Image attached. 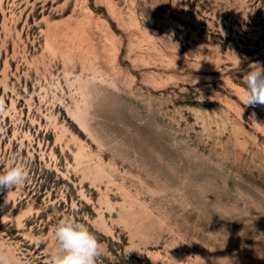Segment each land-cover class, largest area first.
Instances as JSON below:
<instances>
[{
	"label": "rangeland",
	"instance_id": "374dc122",
	"mask_svg": "<svg viewBox=\"0 0 264 264\" xmlns=\"http://www.w3.org/2000/svg\"><path fill=\"white\" fill-rule=\"evenodd\" d=\"M256 64L264 0H0V172H29L0 253L47 264L68 216L96 264H264Z\"/></svg>",
	"mask_w": 264,
	"mask_h": 264
},
{
	"label": "clouds",
	"instance_id": "9594fccd",
	"mask_svg": "<svg viewBox=\"0 0 264 264\" xmlns=\"http://www.w3.org/2000/svg\"><path fill=\"white\" fill-rule=\"evenodd\" d=\"M238 59V58H237ZM239 60V59H238ZM247 71L241 87V102L244 106H264V67ZM6 110L3 97H0V112ZM12 157L0 172V193L13 190L25 184L29 172L23 162ZM56 249L47 264H96L102 254V246L96 235L84 224L65 216L54 228ZM37 243H40L37 239ZM0 264H11L9 257L0 253Z\"/></svg>",
	"mask_w": 264,
	"mask_h": 264
}]
</instances>
